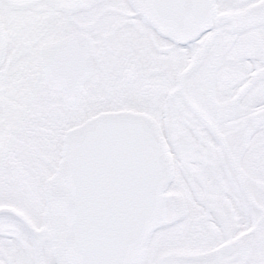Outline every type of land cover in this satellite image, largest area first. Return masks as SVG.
Masks as SVG:
<instances>
[{"label": "snow or ice", "instance_id": "snow-or-ice-1", "mask_svg": "<svg viewBox=\"0 0 264 264\" xmlns=\"http://www.w3.org/2000/svg\"><path fill=\"white\" fill-rule=\"evenodd\" d=\"M0 264H264V0H0Z\"/></svg>", "mask_w": 264, "mask_h": 264}]
</instances>
